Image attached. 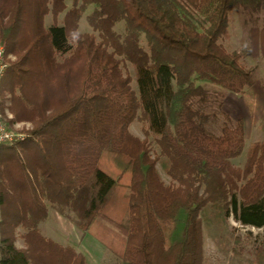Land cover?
<instances>
[{
	"label": "trees",
	"instance_id": "trees-1",
	"mask_svg": "<svg viewBox=\"0 0 264 264\" xmlns=\"http://www.w3.org/2000/svg\"><path fill=\"white\" fill-rule=\"evenodd\" d=\"M71 3L59 24L65 0H0V45L16 56L0 96L9 94L15 120L32 123L22 141L0 144V264H87L41 233L48 205L73 213L120 264H202L207 206L264 228V139L248 146L241 167L232 165L244 145L243 119L217 101L219 133L208 129V92L196 83L234 93L254 83L242 61L249 47L229 51L219 40L236 9L263 26L264 0ZM87 5L93 32L78 33ZM119 22L122 33L114 30ZM122 61L135 69L137 92ZM138 116L156 155L129 131ZM255 258L264 264V229Z\"/></svg>",
	"mask_w": 264,
	"mask_h": 264
},
{
	"label": "rangeland",
	"instance_id": "rangeland-1",
	"mask_svg": "<svg viewBox=\"0 0 264 264\" xmlns=\"http://www.w3.org/2000/svg\"><path fill=\"white\" fill-rule=\"evenodd\" d=\"M66 9L57 17V22L62 23L64 12L71 8V0H65ZM92 5L84 7L80 17L76 21V32H93L88 23L87 15L91 12ZM249 14L242 10H233L230 13V21L227 34L219 41L229 50L243 51L249 47L250 53L242 57V61L248 67L254 69L252 75L254 83L245 88L249 99L252 96L253 88L261 85L263 79V58L261 56L259 44L261 26H252L248 23ZM53 21L51 13L44 18L45 26H49ZM124 23L119 22L115 25L114 30L122 33ZM97 34L96 32H94ZM97 39H99L97 37ZM140 42L146 46L145 38L141 35ZM10 60L8 64L15 61ZM121 68L125 74L131 78L130 85L137 92L136 72L132 64L128 61H122ZM207 89V104L204 109L210 112V120L207 128L215 133H219V127L223 117L217 110V101H221L220 110L227 113L231 118L241 117L244 122V145L241 153L231 159V164L241 167L245 161L246 151L252 143L251 140L256 138L262 139L261 134H255L253 125L254 115L259 116L261 123L264 118L261 116L263 110L258 107L255 111L249 110L247 104L242 102L241 94L226 90L216 84L206 81L196 82ZM243 91V92H244ZM10 101L9 94L6 93L3 98L0 96V105L3 106L5 101ZM242 102V103H241ZM216 112H214V111ZM213 112V113H211ZM251 114V115H250ZM264 124V123H263ZM129 131L140 139L146 138L150 145L151 155L158 153V147L153 140V135L148 129V123L139 116L133 120L129 126ZM157 171L165 184L171 182L170 177L164 171L160 162L156 164ZM202 218V264H262L258 263L255 258V249L261 243L264 228H256L249 225H242L235 221L229 214L224 219L217 216V210L212 206H207L201 212ZM39 229L44 236L54 241L69 245L81 252L85 256L87 264H120L119 260L108 251L95 238L93 230H83L79 227L76 219L70 211L63 213L58 212L48 205L47 217L39 223ZM15 244L20 247L21 239L16 233Z\"/></svg>",
	"mask_w": 264,
	"mask_h": 264
},
{
	"label": "built area",
	"instance_id": "built-area-1",
	"mask_svg": "<svg viewBox=\"0 0 264 264\" xmlns=\"http://www.w3.org/2000/svg\"><path fill=\"white\" fill-rule=\"evenodd\" d=\"M15 55L7 52L0 45V80L10 60ZM10 101H5L3 106L0 105V144H12L25 139L32 129V123L25 120H15L9 109Z\"/></svg>",
	"mask_w": 264,
	"mask_h": 264
},
{
	"label": "crops",
	"instance_id": "crops-1",
	"mask_svg": "<svg viewBox=\"0 0 264 264\" xmlns=\"http://www.w3.org/2000/svg\"><path fill=\"white\" fill-rule=\"evenodd\" d=\"M263 11H264V3H263ZM259 48H260L261 56L263 58V79L261 85L253 88V93L250 99L246 91L242 92L240 100L248 105L247 108H249V110H252L253 108V110L255 111L256 109H258V107H260L259 110L262 109L264 112V25L261 26ZM261 116L264 118V113L261 114ZM259 119H260L259 116L257 117V115H254L253 125L255 126V132H256L255 134L256 135L261 134L262 139H264V124H263L264 122L261 123V120ZM257 140L258 139L254 138L251 140V142Z\"/></svg>",
	"mask_w": 264,
	"mask_h": 264
}]
</instances>
